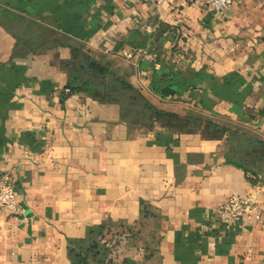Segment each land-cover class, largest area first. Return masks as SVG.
<instances>
[{"label": "crops", "instance_id": "obj_1", "mask_svg": "<svg viewBox=\"0 0 264 264\" xmlns=\"http://www.w3.org/2000/svg\"><path fill=\"white\" fill-rule=\"evenodd\" d=\"M77 51L164 114L130 124L118 103L69 93L64 62ZM254 141L264 142V0H233L224 16L207 0H0V175L23 207L0 210V264H71L70 239L133 223L142 205L146 223L114 245L118 262L264 264ZM232 194L254 197L260 219L226 222L218 207Z\"/></svg>", "mask_w": 264, "mask_h": 264}, {"label": "trees", "instance_id": "obj_2", "mask_svg": "<svg viewBox=\"0 0 264 264\" xmlns=\"http://www.w3.org/2000/svg\"><path fill=\"white\" fill-rule=\"evenodd\" d=\"M55 44H59L56 38H52ZM26 48H38L39 44L30 40H22ZM68 69V83L66 88L69 93L84 91L90 95H96L100 100L106 102L118 103L122 118L130 124L148 125L153 119L163 115V111L154 106L143 94L126 79L118 75L110 67L91 58L82 51H77V55L70 61L64 62ZM166 94H172L171 91L164 90ZM166 115L176 117L175 113H165ZM250 140V146L253 145ZM258 142L263 147L259 152V157H264V142ZM228 160H231L228 158ZM236 164L245 168L247 174L258 175L253 168L247 167L244 163ZM254 183L256 178L251 179ZM142 217L134 225L115 224L106 221L100 225L88 227L86 235L80 239H70L68 245V256L71 264H139L131 257H123L119 262L110 255V249L106 243L101 242V236H104L109 228L117 227L119 233L127 237L137 236L141 231L135 230L137 225L144 226L146 223L145 216L149 212V207L142 205ZM105 232V233H104ZM100 236V237H99ZM99 238V239H98ZM145 254L149 255L152 250L149 242L142 236ZM157 240V239H156Z\"/></svg>", "mask_w": 264, "mask_h": 264}, {"label": "built area", "instance_id": "obj_3", "mask_svg": "<svg viewBox=\"0 0 264 264\" xmlns=\"http://www.w3.org/2000/svg\"><path fill=\"white\" fill-rule=\"evenodd\" d=\"M233 0H207L210 7L216 14L224 16L226 11L230 8ZM121 53L127 58H132L131 51L122 50ZM257 176L249 174V179ZM255 198L251 195H237L232 194L223 200L218 207L221 217L226 222H242V218L260 219L259 206ZM5 209L7 212L19 214L23 207L19 202L16 194L15 183L11 180L9 173L0 175V210Z\"/></svg>", "mask_w": 264, "mask_h": 264}, {"label": "rangeland", "instance_id": "obj_4", "mask_svg": "<svg viewBox=\"0 0 264 264\" xmlns=\"http://www.w3.org/2000/svg\"><path fill=\"white\" fill-rule=\"evenodd\" d=\"M256 176V175H255ZM258 177H256V180H257ZM255 200V199H254ZM136 222V221H135ZM135 222L133 223H129L127 221H121L119 223H115V224H120V223H124V224H129V225H134ZM114 222H110V224H112ZM117 230H119V228L117 227H112V228H109L108 231H106V228H105V234L104 236H101V242H104L106 243V245L108 246V248L110 249V255L109 256H113V249H114V245H118L119 243L121 244L122 241L125 243L128 242V237L126 236L124 239L123 237L125 236L124 234H121L119 233ZM100 237V236H99ZM99 239V238H98ZM118 247V246H117ZM121 249V247L118 248V250ZM119 253V252H118ZM125 257H129V256H125Z\"/></svg>", "mask_w": 264, "mask_h": 264}]
</instances>
